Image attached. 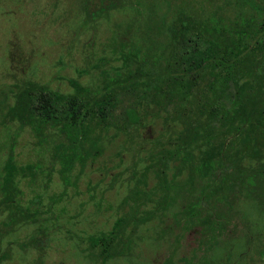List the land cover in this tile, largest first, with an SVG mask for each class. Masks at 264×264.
Masks as SVG:
<instances>
[{
    "label": "rangeland",
    "instance_id": "rangeland-1",
    "mask_svg": "<svg viewBox=\"0 0 264 264\" xmlns=\"http://www.w3.org/2000/svg\"><path fill=\"white\" fill-rule=\"evenodd\" d=\"M159 1L0 0V93L6 90L0 102V179L8 155L19 170L28 171L15 173L18 186L10 179L7 189L0 188V197L3 190L7 197L0 203V264H101L93 235L109 231L133 207L137 210L122 225L103 264H264V129L246 122L239 135L230 136L235 141L227 165L243 173H231L234 185L225 184L226 199L220 197L223 189L209 190L197 202L207 176L197 177L196 185L185 183L190 149L197 155L200 141L221 137L250 115L257 114L264 124V36L234 67L239 94L233 102L217 100L223 77L218 65L185 76L186 87L166 78L155 88L137 83L118 90L109 115L114 125L102 131L90 155L75 159L66 171L61 161L70 166L66 144L61 157L54 154L55 144L64 140L58 124L47 120L36 129L26 117L27 101L44 94L41 84L69 93V78L95 90L117 72L122 75L119 42L124 50L138 44L141 55L155 60L157 52L166 51L164 24L182 10L202 19L214 14L237 27L242 11L252 13L245 8L236 13L233 0H165L163 6ZM254 3L253 11L264 15V0ZM152 18L161 23L154 26ZM146 65L154 72L151 62ZM29 82L35 89L27 94ZM15 84L20 90L12 88ZM13 102L16 116H8ZM61 104L53 106L61 110ZM195 125L205 127L186 142ZM164 149L171 154L160 157ZM161 166L172 182L165 194L158 185ZM223 172L215 180L221 181ZM16 187L22 190L21 203L9 204ZM133 189L138 204L125 198ZM145 190L149 196L140 199ZM206 206L217 218L212 228L201 219Z\"/></svg>",
    "mask_w": 264,
    "mask_h": 264
},
{
    "label": "trees",
    "instance_id": "trees-1",
    "mask_svg": "<svg viewBox=\"0 0 264 264\" xmlns=\"http://www.w3.org/2000/svg\"><path fill=\"white\" fill-rule=\"evenodd\" d=\"M233 1V4L237 5L236 13L244 10V8L252 10V13H249V11H247L248 13L246 11L241 12L243 13V17L241 18L243 20L242 26L237 27L238 25L234 22L218 19L214 14L208 17V19L205 16L206 21H209L205 22V17L202 19L200 14H193L182 10L168 24H164L162 31L166 39L162 42V46L166 48V51L161 52V49L157 52L155 60L150 61L149 54L147 53L141 55L140 52L143 50L138 44L131 46V49L124 50L122 48L123 42H119L121 46L119 49L121 56L120 69L125 68L122 75L117 72L115 76L105 80L95 90L88 85L80 83L75 78H69L68 80L73 88V91L69 93H62L57 89L49 90L46 85L41 84L39 87L41 89L40 92L44 94L35 101H27V106L30 105V112L26 116L27 119L29 122H34V127L37 129H40L47 120H51L53 123H60V129L63 133H66L68 140L64 151L68 152V154L71 153L69 158L70 163L76 157L83 160L86 156L90 155L95 148L94 146L98 143L97 141L102 131L114 125L109 120V115L112 113L113 105L117 99V92L120 89L135 86L137 83L151 84L155 88L166 78H173L175 86L186 87V81L184 82L185 76L193 72H199L200 69L208 65H218L223 69V77L220 78L222 89L217 100L227 97L231 99V102L235 101V99H238L239 92L234 67L247 56L250 49L255 46L254 43L261 42L264 36V15H258V13H255V10L253 11V6H255L254 0ZM163 2L166 4L165 0ZM109 5L112 6L113 3ZM160 6L158 4L156 7ZM262 6L264 8V3ZM102 7L106 6L103 5ZM159 14L161 15L162 13ZM151 23L156 26L161 21L159 18L158 21L156 18H152ZM162 59L165 60L164 63H162ZM146 62H151L154 65V72L146 65ZM34 84L31 82L29 86L25 87L24 92L28 94L30 90H34ZM25 95L26 93H22L20 100ZM55 101L56 103L58 101L62 102L61 110H59L58 105V110L53 106ZM14 108L15 106L8 113L10 115L15 114L16 116ZM246 122L264 129V124L258 115H250L243 119L241 123L237 122V124L231 125L221 132V137L218 134H213L200 141L197 145L199 148L197 155L194 156L192 149H190L191 171L186 177L185 183L187 185H196L195 179L197 177H208L201 188L202 194L197 197V202L201 203L209 194V190L218 192L220 189H223V194H220V197H225L226 199L229 191L225 190V187H227L225 184L229 180L228 186L234 185V180L230 179L231 173L234 172V176H239L240 173H243L237 165H227L226 158L231 147L230 144L233 145L235 141L233 139L230 142V136L236 137L239 135ZM203 127L205 126H191L186 142L193 140L197 134H200ZM165 151L166 149L160 153V157L171 154V150H167V153ZM215 163L216 165H214ZM6 165L9 167V170H11L12 165L15 168L17 167L10 160ZM8 169L3 180L6 189L11 179ZM222 170L224 172L221 175V181L215 180ZM157 177L158 185L163 187L165 194L172 186V182L165 176L162 166L159 167ZM182 185L181 183L180 186ZM134 186L141 185L135 183ZM228 189L231 188L229 187ZM137 190L133 189L131 194H128L125 198L134 199L133 202L138 204L139 197L137 196ZM147 193H149V190H145L144 197L140 199L147 198L149 196ZM5 198H7L6 194L2 198V201ZM136 210V207L126 210L125 216L119 215L114 220L109 231L101 235H93V245H98L99 248L97 254L103 256L101 264L112 253V251H109V246L115 243L116 237L121 236L123 231L122 225L133 217ZM193 210L194 204L190 207V212H193ZM214 214L213 208L206 206L205 213L201 216L202 221L208 224L209 228H212V220L215 219V222L217 220ZM106 249L109 252L106 253Z\"/></svg>",
    "mask_w": 264,
    "mask_h": 264
},
{
    "label": "flooded vegetation",
    "instance_id": "flooded-vegetation-1",
    "mask_svg": "<svg viewBox=\"0 0 264 264\" xmlns=\"http://www.w3.org/2000/svg\"><path fill=\"white\" fill-rule=\"evenodd\" d=\"M161 3V5L163 6L165 3L162 1V2H160ZM13 87L12 88H18L17 90H20V87H19V85L17 84H15V85H12ZM14 92V91H13ZM19 92H21V91H19ZM5 93V94H4ZM4 95H6V90H3V91H1V93H0V102L2 101V98L4 97ZM14 104H15V102H13V104H11V105H9V107H8V109L5 111L6 113L14 106ZM8 116H10V114H8ZM52 124H56V123H53V122H51ZM58 125V129H59V131L61 132V129H60V127H61V125H60V123H57ZM37 129V128H36ZM63 137H64V140L63 139H61L58 143H57V145L55 144V148H56V150H55V152H54V154L56 155V156H59V153L61 152V148H62V146H63V144H68V140H67V137H66V133H64V135H63ZM59 157H61V156H59ZM75 159H79L78 157H76V158H74V159H72V161L69 163L70 164V166H68L67 164H66V162H65V159H63L62 157H61V161H62V163H63V168L62 169H64V171H66L67 169H70V167H72V165H73V162L75 161ZM11 161L12 163H14L17 167L14 169V171H12V170H9L8 168V166L6 165V163L8 162V161ZM31 165V164H30ZM66 165H67V167H66ZM4 166H5V169H4V172H3V174H2V176H1V179H0V188H1V186H5V184H4V182H3V180H4V175H5V173H6V171H7V169L10 171V175H11V180H12V182H11V184H13L14 186H18L17 184H16V181H15V179H14V176H15V173H19V172H22V173H24V174H26L28 171H26V170H24V171H21V170H19L18 169V166H21V165H18V164H16L15 162H14V160H13V156L12 155H8L7 156V159L5 160V163H4ZM8 186V185H7ZM16 188H18V191H16V194H15V196H14V200H13V202H8L9 204H15V203H19L20 202V200L18 199V197H19V195H20V193H22V190L20 189V187H16ZM6 194V190L4 191H2L1 192V197H0V203L2 202V198L4 197V195ZM7 200V198H5L3 201H6ZM5 203H7V202H5ZM21 203V202H20Z\"/></svg>",
    "mask_w": 264,
    "mask_h": 264
}]
</instances>
